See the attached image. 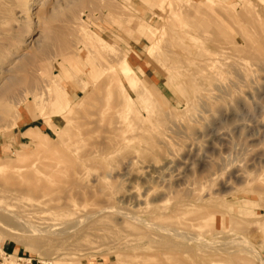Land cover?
<instances>
[{"label": "rangeland", "instance_id": "rangeland-1", "mask_svg": "<svg viewBox=\"0 0 264 264\" xmlns=\"http://www.w3.org/2000/svg\"><path fill=\"white\" fill-rule=\"evenodd\" d=\"M251 22L264 0H0V91L36 82L0 98V177L49 188L31 203L0 192L21 216L0 211L5 264H109L105 238L153 216L189 233L170 232L198 259L264 264V67L230 38ZM125 53L167 87L157 107L140 84L108 85ZM118 136L133 140L106 160ZM165 157L174 165L153 174Z\"/></svg>", "mask_w": 264, "mask_h": 264}, {"label": "bare ground", "instance_id": "bare-ground-1", "mask_svg": "<svg viewBox=\"0 0 264 264\" xmlns=\"http://www.w3.org/2000/svg\"><path fill=\"white\" fill-rule=\"evenodd\" d=\"M204 11H206V10H204ZM204 13H206V12H204ZM201 15H202V13H201ZM221 18H225V17L222 16ZM226 20L232 21L231 19H226ZM205 22L207 23L209 21H204L203 20L202 23H205ZM209 26H211V25H209ZM230 38H231V40L234 39V40H237L239 43H241L242 46L245 48L247 55L250 58L252 57V60L255 61L256 64L264 67V23L251 22L250 29L247 30L246 32H239V31L233 29L232 30V34L230 35ZM152 39L154 40L153 37H152ZM174 42H176V41H174ZM175 45H176V43H175ZM67 47H68V43H66L64 45L65 49ZM179 47H180V44H179ZM180 49H183V48H180ZM42 54H47V50L44 49ZM127 55H128L127 53L124 54L123 65H120V67H122V73L119 74L117 72V70H114V72H112V79L110 81L111 83H109L108 85L111 86V84L113 83V80L115 79V77H114L115 75H116V77L119 80L121 79V81L123 83L125 82L128 86L133 85V84H140L141 88H135L134 91H133V94L136 96L138 101L142 104V106L143 105L146 106V108L147 107H151V108L157 107L158 101L161 100V99H164L163 98L164 97L163 94L164 93L166 94L167 87L161 82V83L158 84L159 90H155L144 79L143 75L146 73L145 69L144 68H140L138 66H133L132 64H130L129 61H128V56ZM35 56L36 55H32V57H29L30 59L27 58L25 60L27 62V64H22L21 63L16 68L20 72L25 71L27 65H32L33 59L36 58ZM117 62H119V61H117ZM39 68H40L39 71L45 70L43 67L42 68L39 67ZM150 68H152V66H150ZM209 68H211V67H209ZM129 73H131L132 75H130ZM147 75L152 77V73L151 72H148ZM156 82H158V81H156ZM35 83L36 82H35V80L33 78L31 80H28V79H25V78L17 79V80L14 81V83L9 88L2 89V91H0V98L1 97H3V98L6 97L7 99H10V98L15 99L13 97H15L14 94L16 93V88L17 87H22L23 85L24 86L26 85V86L33 87V86H35ZM87 96H85V98ZM115 98H116V96H115ZM115 102H117L116 99H115ZM114 104H113V106H115ZM100 105H103V104H101V102H100ZM74 110H75V108H74ZM98 110H100V109H98ZM6 114H9V111H7ZM15 116L16 115H14L13 117H15ZM98 116H100V115L98 114ZM118 138H121V139L120 140H115L113 143L108 144L107 147L105 149H103L101 156L104 157L106 160L112 159V158H116L117 157V152L119 150H122V149L126 148L129 145V142H131L133 140L132 137H119L118 136ZM163 162H164L165 165H163L162 167L153 164V165L149 166V169L151 170V172L153 174H158L159 175V174H161V172L163 170H165L166 168L169 169L172 165H174L173 164L174 161H172L168 157H165L163 159ZM11 177L12 176L9 177L10 180L6 179L4 177H0V192H2L4 194H7L9 196H13L15 198H18L19 200L27 201L28 203H31V201H36L37 199H39L40 195H42L41 197L49 196L48 195L49 188H47L48 186L47 187L46 186H42V185L39 186L37 184L31 185V186H27V185L21 184L16 178H11ZM26 177H27V175H26ZM259 188H261V187H259ZM261 190H264V188L263 189L261 188ZM145 196H146V194H145ZM133 199L135 200V197ZM0 211L8 213L9 215L14 216V218H17V219L21 218L20 214L17 215V214H14L12 212H8V209L6 207L1 206V205H0ZM167 215H168V213H167ZM203 215H204V213H203ZM153 217H154L153 218V222H149L148 223L150 228H148V227L141 228V230H137L135 232L129 233L128 237H122V238H116V239H112V238H108V237L105 238V241L110 246L109 247L110 253H107V256L109 258V264H214L213 262L208 260V258L206 259L205 257H203L202 259H198L196 256H192L191 253H189L188 249L185 246H183L182 243H177V242L173 241L172 234L170 232H175L176 234H179V236L177 235L178 236L177 239H180L182 241L185 240V239L187 240L188 237L191 238V235L189 233H187V232L186 233H184V232L182 233V232H180V231H178V230H176L174 228H171L169 226L170 224L169 225H167L166 223L164 224L163 223V220H164L163 217H155V216H153ZM137 218H139V217H137ZM168 220H169V218H168ZM196 220L198 221V218H195V221ZM4 221H6L8 223V224H5L6 227L10 228L11 230H14V229L17 228V226H15V225H13L11 223V222H16L14 219H6ZM137 222L135 224H137ZM73 224H74V222H73ZM72 225L70 223L69 226H71V227L67 226L69 229H66V228L63 229L62 228V230H64V231L65 230L66 231L70 230V229H72L74 227V226L72 227ZM77 225H76V227H77ZM84 227H85V225H84ZM18 228H19V226H18ZM21 228L22 227L20 226L19 230H21ZM244 228L246 229L248 227L246 226ZM17 229L14 230V231H17ZM137 229H138V226H137ZM52 230H54V229H52ZM81 231H83V230H81ZM85 234H87V233H85ZM20 236H18V237H20ZM173 236H175V235H173ZM193 238H194V236H193ZM18 242H21L23 244H28L29 243V242H27L26 239H21V238H19ZM74 244H73V246H74ZM75 247H76V245H75ZM185 255H189L190 258L186 257ZM111 257H112V259H111Z\"/></svg>", "mask_w": 264, "mask_h": 264}, {"label": "built area", "instance_id": "built-area-1", "mask_svg": "<svg viewBox=\"0 0 264 264\" xmlns=\"http://www.w3.org/2000/svg\"><path fill=\"white\" fill-rule=\"evenodd\" d=\"M8 256H10V255L7 254V252L4 250L3 246L0 245V264H5L6 258ZM26 264H31L30 260H28V263H26Z\"/></svg>", "mask_w": 264, "mask_h": 264}]
</instances>
